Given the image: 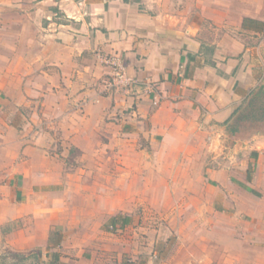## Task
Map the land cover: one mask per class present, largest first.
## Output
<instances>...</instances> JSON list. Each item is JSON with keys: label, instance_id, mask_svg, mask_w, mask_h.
Returning a JSON list of instances; mask_svg holds the SVG:
<instances>
[{"label": "crops", "instance_id": "0c3cea01", "mask_svg": "<svg viewBox=\"0 0 264 264\" xmlns=\"http://www.w3.org/2000/svg\"><path fill=\"white\" fill-rule=\"evenodd\" d=\"M263 34L264 0H0V245L19 264H264V136L232 125L264 91ZM108 55L131 93L105 92Z\"/></svg>", "mask_w": 264, "mask_h": 264}, {"label": "rangeland", "instance_id": "374dc122", "mask_svg": "<svg viewBox=\"0 0 264 264\" xmlns=\"http://www.w3.org/2000/svg\"><path fill=\"white\" fill-rule=\"evenodd\" d=\"M232 125L235 127L234 132L235 131L237 132L235 136L238 137L239 140H247L251 138V135L264 136V91H259L257 95H255L249 102L245 103L241 107V109L235 115ZM227 139L228 138L226 136L222 137V147L224 148L226 147V144H227L226 141L229 140ZM215 149L216 148H214V144L211 143L210 140L207 141L206 147L204 148L207 157L208 156L210 158L214 157ZM112 171L114 170H112V167H111V172ZM113 200L116 201L115 198ZM157 218L158 219L162 218V219L161 220L159 219V222H157L155 226H158L159 224L162 226V228H167L169 226L168 222L166 221L165 215H161ZM156 229L158 230V228ZM6 231H7V228H4L3 235L5 234ZM157 237H158V234H157ZM164 238H166V240L165 241L159 240L162 242H159V244H157V247L161 254L166 255L171 250L175 249L176 237L172 236L171 234H168V236L165 235L163 239ZM155 246L156 244L154 245V247ZM36 253L37 251L35 250L32 254H36ZM18 256H19L18 253L7 249L4 245H0V264H19L21 263V258Z\"/></svg>", "mask_w": 264, "mask_h": 264}, {"label": "built area", "instance_id": "2783aa9c", "mask_svg": "<svg viewBox=\"0 0 264 264\" xmlns=\"http://www.w3.org/2000/svg\"><path fill=\"white\" fill-rule=\"evenodd\" d=\"M103 63L109 69V74L105 81V92L119 91L128 94L138 85V80L128 75L126 66L120 57L115 55L105 56Z\"/></svg>", "mask_w": 264, "mask_h": 264}]
</instances>
